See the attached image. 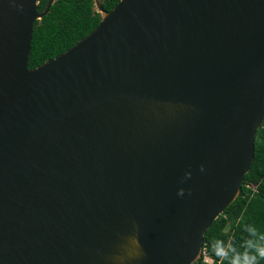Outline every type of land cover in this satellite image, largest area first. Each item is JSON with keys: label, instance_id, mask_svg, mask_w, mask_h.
<instances>
[{"label": "water", "instance_id": "95a60500", "mask_svg": "<svg viewBox=\"0 0 264 264\" xmlns=\"http://www.w3.org/2000/svg\"><path fill=\"white\" fill-rule=\"evenodd\" d=\"M38 0H0V264H195L264 121V0H93L28 67Z\"/></svg>", "mask_w": 264, "mask_h": 264}, {"label": "trees", "instance_id": "16d2710c", "mask_svg": "<svg viewBox=\"0 0 264 264\" xmlns=\"http://www.w3.org/2000/svg\"><path fill=\"white\" fill-rule=\"evenodd\" d=\"M47 1L38 0L37 10L42 11ZM118 1L102 0V6L111 10ZM100 18L93 0H55L42 20L34 24L28 67L64 52L89 33ZM260 244L264 245V121L257 130L254 159L239 195L204 235L203 247L212 263L201 258L195 264H264V256L257 255Z\"/></svg>", "mask_w": 264, "mask_h": 264}, {"label": "built area", "instance_id": "2783aa9c", "mask_svg": "<svg viewBox=\"0 0 264 264\" xmlns=\"http://www.w3.org/2000/svg\"><path fill=\"white\" fill-rule=\"evenodd\" d=\"M201 257H202V262L212 263V259L209 256L207 249L205 247H202Z\"/></svg>", "mask_w": 264, "mask_h": 264}, {"label": "clouds", "instance_id": "9594fccd", "mask_svg": "<svg viewBox=\"0 0 264 264\" xmlns=\"http://www.w3.org/2000/svg\"><path fill=\"white\" fill-rule=\"evenodd\" d=\"M218 251H220V250H218ZM257 255L264 256V245L260 244L257 246ZM253 259H255V257H253Z\"/></svg>", "mask_w": 264, "mask_h": 264}]
</instances>
